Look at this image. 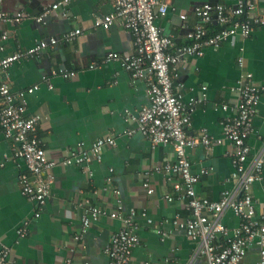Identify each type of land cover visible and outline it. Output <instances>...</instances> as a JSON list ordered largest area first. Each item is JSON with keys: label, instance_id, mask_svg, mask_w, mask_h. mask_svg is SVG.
Listing matches in <instances>:
<instances>
[{"label": "crops", "instance_id": "0c3cea01", "mask_svg": "<svg viewBox=\"0 0 264 264\" xmlns=\"http://www.w3.org/2000/svg\"><path fill=\"white\" fill-rule=\"evenodd\" d=\"M57 0H4L8 12L24 9L37 15L44 5ZM175 9L155 19L162 33L172 34L178 44L189 42L186 36L198 18L193 11L195 4L218 1L233 5L235 0H167ZM56 10L39 23L31 18L19 23H4L7 33L3 41V53L33 46L39 40L61 37L80 27L82 33L72 41H60L46 47L39 56L16 61L2 72L1 77L12 90L25 89L39 84V88L26 95V116H41L39 136L50 158L61 160L69 149L77 144L90 145L101 136H113L114 146L106 147L100 162H91L87 173L79 165L58 164L52 169L54 182L50 196L40 217H33L32 203L21 194L19 174L26 171L23 161L11 156V143L0 128V247H9L7 264H109L105 251L111 235L121 226V220L102 215L93 221L87 231L80 234L81 216L88 205H96L111 212L116 206V193L122 203V212L134 209L138 214L140 243L133 249L130 264H204V256L195 254L197 241L185 235L182 228L172 223L178 215H189L186 200L174 198V183L179 177L172 172L157 170L175 160L172 144H159L152 148L149 140L138 132L127 136L125 129L137 127L131 118L148 104L146 84L133 78L118 61H108L89 68L109 52L118 54L132 51L133 36L116 20L109 28L94 27L96 17L114 11L109 0H69L64 8ZM257 11L264 12V0H257ZM180 13L186 15L183 21ZM211 25L208 32L215 31ZM243 56L244 65L239 67L237 58ZM64 67L76 70L75 77L63 78L52 71ZM178 77L182 83L183 100L198 95L206 86L205 100L196 102L191 112V124L187 135L200 137L203 130L214 137L222 136V120L230 110L215 109L223 103L232 105L237 100L234 89L244 71L251 72L256 83L264 81V26L257 27L248 37H233L218 49L205 48L201 56H184L177 63ZM47 79H42L43 77ZM51 84V88L49 87ZM264 95L253 117V129L247 142L250 157L264 153ZM233 146L229 141L204 146L198 144L187 149L192 171L202 168L196 184L197 194L218 200L223 190H232L233 164L230 156ZM19 163V165H17ZM112 169V171H110ZM149 172V184L153 192L143 187L144 173ZM263 178L250 187L256 217L264 214ZM145 211L153 224L139 214ZM29 219L24 237L17 236L21 224ZM222 222L230 229L237 227L239 218L226 210ZM156 228L162 229L164 235ZM258 246L249 247L246 264H255Z\"/></svg>", "mask_w": 264, "mask_h": 264}, {"label": "built area", "instance_id": "2783aa9c", "mask_svg": "<svg viewBox=\"0 0 264 264\" xmlns=\"http://www.w3.org/2000/svg\"><path fill=\"white\" fill-rule=\"evenodd\" d=\"M3 1L0 0V128L4 138L11 143L12 158L25 164L26 171L19 174V187L21 194L32 203L33 217L36 219L40 217L50 196L55 179L52 169L56 165H79L91 174L88 165L100 162L104 149L114 146L116 140L113 136H101L90 145L79 143L69 149L61 160L47 155L39 136L41 116L25 115L26 95L37 90L39 84L12 90L1 75L16 61L39 56L46 47H53L60 41H72L82 33V29L77 27L61 37L39 40L31 47L3 53V41L7 39V33L1 28L2 24L19 23L28 18L45 24L47 16L56 10L66 15L64 8L69 0H57L44 5L37 15H30L24 9L8 12L3 8ZM109 1L114 11L96 17L93 26L107 29L117 19L120 20L123 28L133 36L132 51L123 54L109 52L100 63L92 62L88 67H97L111 60L118 61L133 78L145 82L148 104L131 116L137 122V127L125 129L121 134L130 136L138 132L149 140L152 148L159 144H172L175 160L156 169L175 173L179 177V181L174 183L175 196L166 195V199L186 200L189 210L188 217L181 219L176 215L172 223L182 228L187 237L197 241L195 254L204 256V264H246L245 255L253 244L258 246L255 264H264V214L256 217L250 194L251 185L263 178L264 153L259 152L250 157L251 147L247 142L253 129V117L264 95V81L258 84L251 72L241 73L234 88L237 92L236 102L215 106V109L231 111L221 122L222 136L214 137L203 130L199 138L188 136L187 128L191 124V112L196 102L205 100L206 86L201 87L200 94L189 96L184 101L180 91L183 85L175 83L178 77L177 63L182 57L201 56L207 47L216 50L223 42L237 36L248 37L257 27L264 26V12L257 11V0H235L233 5L218 1L195 4L193 11L198 22L186 33L189 42L182 44L176 43L172 34L162 33L155 23L156 18L164 16L169 9H175L167 0ZM179 16L183 21L186 19L184 13ZM213 24L218 25V29L209 33L208 27ZM237 64L239 67L244 65L243 56L237 58ZM52 73L71 79L77 71L60 67ZM42 79L46 80L47 77ZM225 140L233 146V150L226 154L230 156L234 168L230 176L234 188L223 190L218 200L201 197L197 194L196 184L201 174L208 172V169L192 171L186 151L198 144L209 146ZM142 185L148 194L153 192L149 184V172L144 173ZM114 192L116 206L113 211L107 212L96 205L85 208L81 216L80 234L85 233L93 221L107 213L112 218L120 219L121 226L111 235L105 251L109 264H130L133 249L140 243L138 225L134 221L138 213L134 209L123 213L118 191ZM226 210H231L239 218L237 227L230 229L222 222ZM139 214L146 217L148 224H153L145 211ZM28 223L29 219L21 224L17 230L18 237L25 236ZM156 231L164 235L162 229L156 228ZM9 253V247H0V264H7Z\"/></svg>", "mask_w": 264, "mask_h": 264}, {"label": "trees", "instance_id": "16d2710c", "mask_svg": "<svg viewBox=\"0 0 264 264\" xmlns=\"http://www.w3.org/2000/svg\"><path fill=\"white\" fill-rule=\"evenodd\" d=\"M214 29H216V30H217V29H218V27H217V26H214V27H213V30H214Z\"/></svg>", "mask_w": 264, "mask_h": 264}]
</instances>
